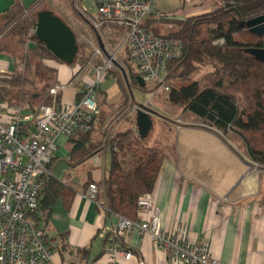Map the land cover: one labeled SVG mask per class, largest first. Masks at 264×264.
<instances>
[{"label":"crops","instance_id":"1","mask_svg":"<svg viewBox=\"0 0 264 264\" xmlns=\"http://www.w3.org/2000/svg\"><path fill=\"white\" fill-rule=\"evenodd\" d=\"M13 2L0 0V18ZM6 38L0 32V86L4 84V77L22 68L20 49L14 43L8 44ZM43 61L55 70L53 79L62 85L58 91L62 103L74 101L83 84L92 80L91 67L87 63L68 65L56 59ZM124 65L117 67L127 74ZM34 79L35 84L37 80ZM100 86L99 82L95 90L99 114L86 141L92 152L72 165L68 161L73 144L71 138L63 135L57 138L50 176L71 187L75 195L68 207L58 197L47 219L41 222L52 249L51 264H109L102 256L106 235L121 215L108 212L98 203L100 200L90 199L85 191L88 183L98 182L107 175L111 158L108 138L115 132L135 129V124L134 116L126 118L131 116L130 102L126 104L127 114L118 109L124 103L119 85L110 103H107L108 93L101 91ZM34 87L37 89L38 86ZM19 90L11 89L9 98L25 100L26 108H29L28 97L33 105L43 99L40 96L43 89L25 93L24 97ZM45 96L44 99L50 96L48 91ZM104 103L107 109L101 116ZM163 122L173 129L162 135L165 158L151 191L159 208L163 230L171 233L178 223H182L192 237L209 241L212 257L227 264H264V167L248 159L245 148L244 151L235 149L219 133L201 126L199 120L164 119ZM123 125L124 128L119 130ZM149 135L150 132L147 137ZM76 136L78 133L73 138ZM157 141V137H153L147 145L152 146ZM61 165L62 172L58 169ZM120 240L126 250L134 252V258L120 257L113 264H138L139 261L144 264H182L170 260L137 228Z\"/></svg>","mask_w":264,"mask_h":264},{"label":"trees","instance_id":"2","mask_svg":"<svg viewBox=\"0 0 264 264\" xmlns=\"http://www.w3.org/2000/svg\"><path fill=\"white\" fill-rule=\"evenodd\" d=\"M234 2L216 0L209 11L185 18H165L149 14L145 18V25L149 28L151 22L174 19L171 21L174 29L160 35L177 38L182 45L181 55L167 63L166 78L170 82L167 101L196 115L201 126L216 131L224 140L228 133L238 135L244 142L248 159L264 167V61L244 51L247 47H264V34H254L240 25V21L246 17L263 13H251L261 6L262 0ZM24 10L21 0H14L1 15L0 29L6 26L12 16ZM36 13L21 20L8 32L40 61L55 59L37 40L34 32L29 33L28 42L32 41L31 45L26 40L30 27L36 23ZM77 44L78 50L72 64L82 65L89 56L87 44L80 41ZM124 61L128 67L126 76L130 87H145L146 84L139 85L138 73L134 71L130 61L127 58ZM205 64H209L212 70L201 79H193L191 75ZM111 70L109 69L110 73ZM30 72L31 67L26 72H14L9 77H4V84L0 86V100L19 106L9 98L11 89H20L19 94L24 97L27 93L25 83L33 85L35 81V74L30 77ZM114 76L126 101L128 90L123 84V74ZM53 84L47 85L50 87ZM43 93L47 95V92ZM79 96L80 93L76 98ZM59 101L58 93L47 96L44 100L46 103ZM27 104L30 109L37 107L32 104L31 97H28ZM92 130L93 126L90 130H78L69 136L73 143L69 150L70 164H78L92 152L93 149L86 145ZM77 133L78 136L73 138ZM108 140L111 145L110 166L107 175L95 182L96 198L102 201L108 212L136 219L139 216L138 199L142 194L153 191L165 154L159 148L145 144L133 128L115 132ZM74 195L71 187L49 175L38 192L37 207L31 211L33 220L41 226L58 197L68 207ZM119 241L121 242L120 239Z\"/></svg>","mask_w":264,"mask_h":264},{"label":"built area","instance_id":"3","mask_svg":"<svg viewBox=\"0 0 264 264\" xmlns=\"http://www.w3.org/2000/svg\"><path fill=\"white\" fill-rule=\"evenodd\" d=\"M91 1L96 12L88 14L90 21L86 20L95 35L99 34L105 53L96 36L86 39L92 51L85 63L90 65L93 77L83 84L80 96L72 102L42 103L35 109L0 100V264H51L52 249L31 211L37 207L38 192L51 174L58 136L69 137L78 130L91 129L99 114L95 90L109 69L124 65L127 58L145 84L154 81L165 90L169 88L167 63L181 55V42L152 32L145 25V18L149 14L185 18L206 6H197L195 0H179L181 8L161 11L153 5L154 0ZM30 30L35 31V24ZM61 87L56 82L48 93L56 95ZM96 194L97 186L90 182L85 195L96 199ZM98 203L105 208L101 201ZM137 209L136 219L120 216L106 235L102 256L107 263L113 264L120 257L134 258V252L126 250L118 239L137 228L170 260L182 264H227L212 257L209 241L192 237L186 225L178 223L171 233L163 230L152 192L139 197Z\"/></svg>","mask_w":264,"mask_h":264},{"label":"rangeland","instance_id":"4","mask_svg":"<svg viewBox=\"0 0 264 264\" xmlns=\"http://www.w3.org/2000/svg\"><path fill=\"white\" fill-rule=\"evenodd\" d=\"M216 0H195L194 4L197 6L201 5H206L204 8L199 10V12H195L196 15L197 13L201 14L202 12L209 11L212 9V3H214ZM232 3H235L234 0H232ZM153 5L155 8L161 10V11H173L181 8V1L179 0H154ZM40 9H48L50 10L54 15H57L60 17L76 34L77 36V41L80 42H85L87 43L88 40H93L95 38V33L93 31V28L91 24L87 22L86 19L89 20V15H95L96 8L94 4L92 3L91 0H37V2L27 10H24L22 13H18L14 17L12 16L11 19L9 20L8 23H6V26L0 31L2 34L7 36V43L8 44H15L18 49L21 51V63H22V68L18 73H23L26 72V69H30V73L28 75L30 77L34 76L37 80L35 84H30V83H25V88L27 93H32L33 91L37 92L38 88L43 89L40 96L42 101L40 103H36V105L46 103L44 102V98L46 97L43 92L48 91V83L51 84L54 82V75H55V70L44 64V61L38 59L37 57L33 56V53L28 52L26 50V46H23L15 36L10 34L8 32L9 29H11L13 26L17 25L21 20L24 18H28V16L32 13H36V11ZM85 9V11H84ZM256 12H264V0L261 2V6L257 9H254L251 11V13H256ZM89 14V15H88ZM195 15V14H194ZM247 18V17H246ZM245 18V19H246ZM174 19H165V20H157L154 22H151L149 24V29L156 33V34H165L170 32L172 29H174L173 21ZM90 21V20H89ZM31 28V27H30ZM28 32L27 35V42L30 39V35ZM88 39V40H86ZM87 51L89 53V56L92 51V47L87 43ZM123 54L125 53L124 51H121ZM77 65V64H76ZM126 68L127 65H124ZM128 70V67H127ZM199 71L194 72L191 77L193 79H201L202 76H204L207 72L212 70V67L209 64L201 65L198 69ZM33 71H35L33 73ZM114 73L117 77L118 75H122L120 69H118L117 66H114L110 72H107L106 75L100 80L101 86L100 90L105 91L108 93V98H107V103H110L112 100H114V92L117 91V81L116 77L114 76ZM33 77V78H34ZM174 81V80H173ZM126 85L125 83H123ZM170 85V82H168ZM34 85H37V89L34 87ZM48 87V88H47ZM127 88V87H126ZM17 91V88H16ZM167 91L164 88L160 87L158 83L154 81H148L146 82L145 87H138V86H132L131 87V93L129 94L128 92V98H126V101L124 103H121V105L118 106V109L123 113L124 115L128 113L126 105L128 102L129 108L131 110V116L128 115L126 118L135 117V111L134 108L136 107L135 105L137 104H149L156 109L157 114L153 115V121H154V126L150 130V135L144 139V143L148 144L153 137H157V142L152 145L155 147H158L160 150H164V145H162V135L167 134L171 132V126H169L167 123L163 122L164 119L166 120H172L177 119L180 122L185 120V122H190V121H198L199 119L197 118L196 115L192 114L191 112L187 110H183L181 107L175 106L171 104L170 102L167 101ZM13 103L18 104L21 107H26L25 105V100L22 101H15L12 100ZM104 101H106V98H104ZM156 107V108H155ZM105 109H107L106 104H103V107L101 109V116H103ZM133 114V115H132ZM159 114V115H158ZM182 119V120H181ZM163 120V121H162ZM124 128L123 126L119 127V130H122ZM226 141H230V145L233 146L235 149H239L241 151H244V142L242 138H240L238 135L235 133H228L226 134ZM171 150L173 147H171ZM166 152V149L163 151ZM59 171L62 172V165L58 167ZM77 173L78 170H77ZM75 175L76 181L78 182L77 174ZM64 178H67V175H64Z\"/></svg>","mask_w":264,"mask_h":264},{"label":"water","instance_id":"5","mask_svg":"<svg viewBox=\"0 0 264 264\" xmlns=\"http://www.w3.org/2000/svg\"><path fill=\"white\" fill-rule=\"evenodd\" d=\"M25 10L30 9L37 0H21ZM34 35L58 61L65 64H72L77 54L78 44L75 32L57 15H54L48 9H40L36 13ZM241 26H245L250 32L262 35L264 34V12L240 21ZM96 40L99 47L105 53L104 45L98 33ZM245 52L253 55L256 59L264 61V47H247ZM119 66V65H118ZM124 81L129 94L131 87L128 83L125 71L121 68ZM139 85L144 86V81L137 76ZM134 108V124L140 139H145L153 127V115L157 110L148 104H137ZM159 115V114H158Z\"/></svg>","mask_w":264,"mask_h":264}]
</instances>
